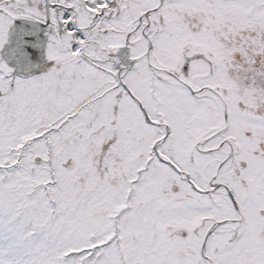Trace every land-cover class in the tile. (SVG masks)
Here are the masks:
<instances>
[{
    "label": "snow or ice",
    "instance_id": "6c2138e0",
    "mask_svg": "<svg viewBox=\"0 0 264 264\" xmlns=\"http://www.w3.org/2000/svg\"><path fill=\"white\" fill-rule=\"evenodd\" d=\"M0 264H264V0H0Z\"/></svg>",
    "mask_w": 264,
    "mask_h": 264
}]
</instances>
